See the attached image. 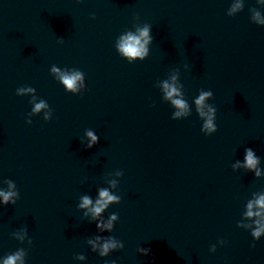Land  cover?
Masks as SVG:
<instances>
[{"label":"water","instance_id":"1","mask_svg":"<svg viewBox=\"0 0 264 264\" xmlns=\"http://www.w3.org/2000/svg\"><path fill=\"white\" fill-rule=\"evenodd\" d=\"M146 25L130 60L121 38ZM101 190L120 199L94 216ZM0 192V264H264V210L247 215L264 195V0H0Z\"/></svg>","mask_w":264,"mask_h":264},{"label":"clouds","instance_id":"2","mask_svg":"<svg viewBox=\"0 0 264 264\" xmlns=\"http://www.w3.org/2000/svg\"><path fill=\"white\" fill-rule=\"evenodd\" d=\"M239 7V5H237ZM235 10V9H234ZM150 26L146 25L143 29L139 30L138 35H133L132 33H128L127 35L123 36L121 38V41L118 45L119 51L126 57H128L130 60L136 57H140L143 59L148 54V49L146 48V45H148L153 40V36L150 35ZM53 73H59V69L56 67L52 68ZM59 79L63 83V85L68 90H76L77 82L81 80V74L79 72H76L74 74H60ZM175 80V77H173ZM164 89L166 90V97L168 99L172 100V104L176 106L180 111H177L175 113V117H179L181 115H185L188 112V105L185 103L183 99H172L174 96H179L180 93L176 86L170 85L168 83H165L163 85ZM19 92L33 91L32 88L27 89H20ZM213 96L212 91L202 92L199 96V98L196 100L197 105V112L199 114V117L205 118L203 126L201 128V132L205 135H211L217 131L216 123L214 122L216 120V109L212 107H208L207 112L204 111V108L206 105L204 104V101L206 98ZM46 105L44 102H40L35 105L33 111H39L41 108H44ZM88 136L92 143L88 145V147H92L93 144H95L98 141V137L94 135L92 132H88ZM259 163V160L253 150L251 148L245 149V164L244 167L248 169H256L257 164ZM257 175H259V171L257 170ZM14 195L12 192H0V196L3 197L4 202L7 203L11 197ZM100 199L96 201V205L91 209L94 216H98L101 212L104 211L105 208H107L108 204L111 202H119V197L111 195L107 190H101L100 191ZM83 202L80 204L81 208H87L89 205H91L92 201L87 197H83ZM257 207L260 210H264V195H261L257 200H255L254 204L250 202L248 204V216H260L261 212H253V207ZM117 216L114 214L111 216V219L109 220V223L107 225L97 224L98 228L101 227H107L108 229H111L112 224L111 221L115 220ZM261 232H264V226H260L256 229V231L253 233L255 237H259ZM100 238L97 237V240ZM91 242V241H90ZM117 243L113 238H109L106 242H104L101 246L100 255L101 256H107L108 252L112 249L117 248ZM95 248V244L93 245ZM122 247V245H121ZM254 247V245H253ZM144 251V250H142ZM146 254V252H145ZM22 253L17 252L13 255H9L5 260L4 264H17L18 261L21 260ZM83 259V257H80ZM106 264H115L114 261L106 262Z\"/></svg>","mask_w":264,"mask_h":264}]
</instances>
